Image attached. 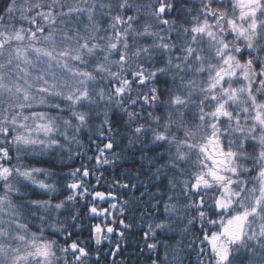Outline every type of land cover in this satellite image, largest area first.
<instances>
[{
    "label": "snow or ice",
    "instance_id": "1",
    "mask_svg": "<svg viewBox=\"0 0 264 264\" xmlns=\"http://www.w3.org/2000/svg\"><path fill=\"white\" fill-rule=\"evenodd\" d=\"M117 124L159 189L146 239L179 229L195 264H264V0H0V264L119 253L133 202L110 189L129 185L91 182ZM82 201L87 241L68 227Z\"/></svg>",
    "mask_w": 264,
    "mask_h": 264
},
{
    "label": "trees",
    "instance_id": "2",
    "mask_svg": "<svg viewBox=\"0 0 264 264\" xmlns=\"http://www.w3.org/2000/svg\"><path fill=\"white\" fill-rule=\"evenodd\" d=\"M119 128L120 135L116 137L118 147L113 149L115 156L113 157L114 163L111 165H103L100 167V171L94 173L91 182L95 183V176L99 175L101 178V185L99 190H109L113 181L119 180L121 184H128L127 189L124 188H111L113 192L118 194L119 200H128L133 203L130 205L131 211L125 213V223H131V228L125 229L123 225H117V231L112 234V243L119 244V253L116 255H108L107 253L115 252V249L110 245H101L97 248L94 244L87 245L91 249V260L89 264H153V261H158V264H169L172 261L173 250L175 249L176 258L183 261V264H195V245L193 246L192 255L189 257L185 252L181 251L184 245L193 240V236L184 239L179 229L174 231H168L161 233L157 230L155 238L144 236V233L148 230L147 224L152 221L146 217L141 216V210L152 212V209L148 207L149 204H155V200H151L152 193L157 192V187L150 186L151 172L148 167V161L141 159V152L139 148L141 145H131L126 139H122L127 134V130L116 125ZM115 131V129H114ZM94 140L95 133L91 134ZM82 143L85 144V151L88 156H93L96 153L95 144L99 141H94L92 147H87L89 143V136L81 137ZM147 156H152L154 153L147 152ZM88 164L90 168L94 167V161H83ZM74 166L78 167L81 163L80 160H74L71 162ZM67 171V169H64ZM159 184V181H155ZM135 185V187H133ZM143 193V195H142ZM36 198V197H32ZM43 198V197H41ZM63 198V197H61ZM84 203L81 202V206L76 209L81 213L80 226L73 228L72 222L68 221L69 231L74 233L79 232V238L87 241L89 238L87 227L93 223H99L97 218L95 221L88 219L87 210L84 208ZM100 206L108 207V204H101ZM158 215V213L154 214ZM63 219V218H62ZM123 231L124 235L121 237L119 232ZM55 238V237H53ZM75 238V237H74ZM183 240V243L180 242ZM158 242V249L156 251H150L147 247L148 244ZM63 243V241H61ZM164 245H170L165 249ZM169 253L168 259L164 257V252ZM97 252H99V259L97 260Z\"/></svg>",
    "mask_w": 264,
    "mask_h": 264
}]
</instances>
